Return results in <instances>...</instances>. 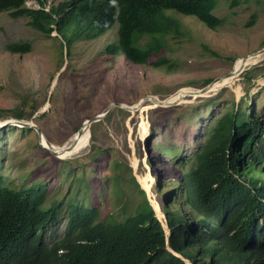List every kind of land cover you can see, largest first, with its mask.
Here are the masks:
<instances>
[{"label": "rangeland", "instance_id": "1", "mask_svg": "<svg viewBox=\"0 0 264 264\" xmlns=\"http://www.w3.org/2000/svg\"><path fill=\"white\" fill-rule=\"evenodd\" d=\"M30 5L36 7L33 0ZM168 13L180 22L181 34L166 37V46L147 65L107 53V45H117V22L96 39L86 36L88 31L79 34L71 46H65L56 31L47 36L32 28L27 17L0 22V123L13 121L6 111L17 106L48 142L64 145L86 119L112 103L135 105L148 96L166 99L184 88L201 89L231 72L241 57L264 47V0H217L212 13L223 24L215 30L193 16ZM18 41L29 42L31 51L16 55L4 50ZM159 57L174 63L173 68L152 67ZM246 68L256 70L250 83L241 78L242 72L233 86L188 97L169 108L142 112L149 101L136 111L115 105L104 119L90 125L88 143L81 145V151L65 159L42 148L33 128L8 125L0 129V175L9 187L28 186L42 176L38 183L47 186V202L65 197L66 205L76 195L81 203L97 207L103 219H120L133 211L140 198L128 183L129 168L164 228L170 209L186 219L190 211L179 190L183 160L204 139L207 126L232 106L237 108L247 91L250 108L264 119V58ZM209 99L215 100L206 108ZM78 157L85 167L68 163ZM115 176L123 184L118 196L111 185ZM64 223L49 232L61 233Z\"/></svg>", "mask_w": 264, "mask_h": 264}, {"label": "trees", "instance_id": "2", "mask_svg": "<svg viewBox=\"0 0 264 264\" xmlns=\"http://www.w3.org/2000/svg\"><path fill=\"white\" fill-rule=\"evenodd\" d=\"M16 1L0 0V13ZM38 2L40 9L15 16H28L27 24L44 35L57 31L66 46L82 31L95 38L117 22V45H107V50L135 65H147L166 46V37L181 34L180 22L168 10L193 16L211 30L223 24L212 13L217 0H70L48 10L46 0ZM4 50L23 55L31 44L13 42ZM173 64L159 57L152 67ZM255 71L240 76L250 83ZM250 105L247 91L237 108L207 126L204 139L183 160L179 190L190 212L185 219L168 208L167 238L129 168L128 183L140 198L120 219H103L97 207L81 203L76 195L66 205L65 197L47 202V186L38 183L42 176L28 186L9 187L0 175V264H185L181 257L192 264H264V120ZM6 112L10 118L26 119L17 106ZM68 163L85 167L79 157ZM120 178L111 183L117 196L123 192ZM62 221L61 233L49 232Z\"/></svg>", "mask_w": 264, "mask_h": 264}, {"label": "bare ground", "instance_id": "3", "mask_svg": "<svg viewBox=\"0 0 264 264\" xmlns=\"http://www.w3.org/2000/svg\"><path fill=\"white\" fill-rule=\"evenodd\" d=\"M10 3H12V2H10ZM263 58H264V54H258L257 56L252 57V58H248V59H246L244 61L242 60V58L237 60L234 68L232 69L233 76L230 77V78H227V79H222V80H219V81L218 80L213 81L211 84H209V86L207 88V92L203 96H206L207 94L212 93V92H216V91L220 90L222 87L229 86V85L233 86L234 83H235V78L237 77V75L242 70H244L245 67L254 65V64L258 63L259 61H261ZM198 96H200L199 95V90H195V89H192V88H184V89L178 90L177 92L173 93L171 96H169L166 99H160L158 97H156V99L155 98L154 99L151 98V101H149V104H146L147 106L142 108V112L146 111L149 108L161 107V106L158 105L159 102H163V104L167 103V104L176 105L177 103L178 104L183 103L184 100L186 98H188V97H198ZM152 97H154V96H152ZM121 105L124 106V107L130 108L131 110H129V111H136V110H138L140 108V107L136 108L137 107L136 104L135 105H126V106L124 104H121ZM121 109H123V108H121ZM141 120H142V123H141L142 131H145L147 123H146V121H144L143 117H142ZM26 123L32 125L30 123V121H28V122L26 121ZM79 129L80 130H79L78 134L76 132L69 139V141L66 144H64L65 147L70 145V144L73 145L72 147L75 146V148L72 151H70V152H62L60 150V148L57 147V146H54V145L49 146V145H47V143L44 140V138L41 140V147L44 148L45 150L49 151L53 156H55V157H57L59 159H65L66 157H70L71 155L76 154V153L81 151V145L82 144L85 145V144L88 143L90 125H88L86 123V120H85L82 123V125H81V127ZM246 170H247V168H246ZM149 178L152 179V177H150V176H149ZM149 178H147V179H149ZM187 264H192V263L188 260Z\"/></svg>", "mask_w": 264, "mask_h": 264}, {"label": "water", "instance_id": "4", "mask_svg": "<svg viewBox=\"0 0 264 264\" xmlns=\"http://www.w3.org/2000/svg\"><path fill=\"white\" fill-rule=\"evenodd\" d=\"M258 54H264V48H262V49H260L259 51H256V52H254V53H251V54H249V55H246L245 57H243L242 58V60L244 61V60H246V59H248V58H252V57H255V56H257ZM242 72V71H241ZM240 74V73H239ZM238 74V75H239ZM233 76V71L232 72H230V73H228L227 75H224V76H221V77H219L218 79H216V80H222V79H227V78H230V77H232ZM215 80V81H216ZM208 86L209 85H206L205 87H203V88H201V89H198L199 90V95L200 96H203V95H205L206 94V92H207V88H208ZM151 98L152 99H156V96H154V97H152V96H148V97H146V98H143L142 100H140L137 104H136V108H138V107H141L143 104H145L146 102H148V101H151ZM165 104V105H164ZM163 104V102H159L158 103V105L159 106H161L162 108L164 107H172V106H174V105H172V104H167V103H164ZM118 106L119 108H123V109H125V110H131L130 108H127V107H124V106H122L121 104H115V103H112V104H110V106L107 108V109H105L104 110V112L103 113H101V114H97V115H95V116H93V117H91V118H89V119H86V123L88 124V125H91L92 123H96V122H98V121H100V120H102V119H104L112 110V108L114 107V106ZM134 110V109H133ZM136 110V109H135ZM8 125H11V126H16V127H19V128H25V129H34L35 131H36V133H37V137H38V140H39V145L41 146V140L44 138V140L46 141V143H47V145H49V146H52V145H54V144H52V143H50V142H48L46 139H45V137L43 136V134L41 133V131H40V129L38 128V127H36L34 124H32V125H30V124H27L26 123V120L25 119H14L13 121H4V122H2V123H0V129H2V128H4V127H7ZM79 130L80 129H78V131H77V134H78V132H79ZM54 146H57V147H59L60 148V150L62 151V152H70V151H72L74 148H75V146L74 147H72L73 145L72 144H70V145H68V146H64V145H54ZM47 149V148H46ZM49 152V151H48Z\"/></svg>", "mask_w": 264, "mask_h": 264}, {"label": "clouds", "instance_id": "5", "mask_svg": "<svg viewBox=\"0 0 264 264\" xmlns=\"http://www.w3.org/2000/svg\"><path fill=\"white\" fill-rule=\"evenodd\" d=\"M30 1L31 0H18V1H16V2H13L11 5V9H9V10H6V11H4V12H1L0 13V22L2 23V22H5V21H11V20H19V19H24V18H29L28 16H25V15H17V16H15V14L16 13H18V12H20V13H22V12H24V11H26V10H38V9H40L41 8V5L39 4V2H38V0H33L34 2H35V4H36V7H31V5H30ZM70 0H62V1H59L58 3H56V4H54V3H52L50 0H46V5H45V10H48L50 7H57V6H59V5H62L63 3H66V2H69ZM14 4H18V5H14ZM168 11H170V10H168ZM175 12V11H174ZM176 13V12H175ZM176 14H178V13H176ZM175 15V14H174ZM174 15H171L172 17H174ZM181 15V14H180ZM185 16H188V15H185ZM175 18V17H174ZM1 19H2V21H1ZM175 19H177V18H175ZM198 20V19H197ZM28 22V21H27ZM202 23V22H201ZM114 25V24H113ZM205 25V24H204ZM30 26V25H29ZM206 26V25H205ZM109 30V29H108ZM55 31V30H54ZM86 31H82V32H80V34H83V33H85ZM106 32V31H105ZM52 33V32H51ZM51 33H50V35H51ZM56 33H57V31H56ZM49 35V36H50ZM59 35V34H58ZM99 36H97V37H95V38H90V39H96V38H98ZM62 38V37H61ZM117 38V37H116ZM63 39V38H62ZM63 43V42H62ZM64 44V43H63ZM110 44H112V43H110ZM109 44V45H110ZM65 46H66V43L64 44ZM65 46H64V48H65ZM264 48V47H263ZM262 49V48H261ZM259 51V50H258ZM69 51L67 50L66 52H65V55H66V57H67V55H69V53H68ZM107 53L109 54V52H108V50H107ZM11 54V53H10ZM251 54V53H250ZM17 55V54H16ZM24 55V54H23ZM112 55H118V54H114V53H112ZM119 55H121V54H119ZM249 55V54H248ZM245 57V56H244ZM241 58H243V57H241ZM239 59V58H238ZM127 60V59H126ZM236 61V60H235ZM235 61H234V63H235ZM130 62V61H129ZM247 70H249V69H251V68H246ZM246 69H244V70H242V72L244 73L245 71H247ZM232 72V71H231ZM242 72H240V74L242 73ZM230 73V72H229ZM239 74V75H240ZM227 75V74H226ZM238 76V75H237ZM218 79V78H217ZM236 79V78H235ZM216 79H214V80H212L211 82H209L207 85H209V84H211L213 81H215ZM222 88H224V87H222ZM221 88V89H222ZM194 89V88H193ZM197 90V89H196ZM199 97H203V96H199ZM27 120V119H26ZM264 120V119H263ZM21 129V128H20ZM204 137H205V135H204ZM181 192V191H180ZM151 205V204H150ZM152 206V205H151ZM153 210H154V208H153ZM155 212V211H154ZM156 215V214H155ZM157 217V216H156ZM157 219H158V217H157ZM158 221L161 223V220L160 219H158ZM166 227L164 228L163 227V225H162V223H161V225H162V227H163V229H164V231H165V236H166V238L168 237V235H169V231H170V229H169V227H168V223H167V217H166ZM167 250L169 251V252H171V253H173L174 255H176V256H179V257H181L180 255H178V254H176V253H174L172 250H171V248H169L168 246H167ZM182 258V260L184 261V263L185 264H187V261H188V259H186V258H183V257H181Z\"/></svg>", "mask_w": 264, "mask_h": 264}]
</instances>
